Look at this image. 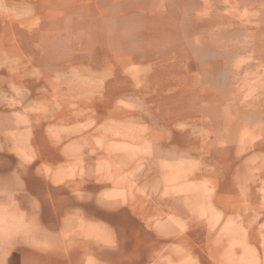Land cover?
Instances as JSON below:
<instances>
[{
    "label": "rangeland",
    "instance_id": "obj_1",
    "mask_svg": "<svg viewBox=\"0 0 264 264\" xmlns=\"http://www.w3.org/2000/svg\"><path fill=\"white\" fill-rule=\"evenodd\" d=\"M1 174L122 264H264V0H0Z\"/></svg>",
    "mask_w": 264,
    "mask_h": 264
},
{
    "label": "crops",
    "instance_id": "obj_2",
    "mask_svg": "<svg viewBox=\"0 0 264 264\" xmlns=\"http://www.w3.org/2000/svg\"><path fill=\"white\" fill-rule=\"evenodd\" d=\"M26 191V185L11 186L9 176L0 175V264H122V249L107 247L100 222L79 208L60 207L57 196L42 208Z\"/></svg>",
    "mask_w": 264,
    "mask_h": 264
}]
</instances>
